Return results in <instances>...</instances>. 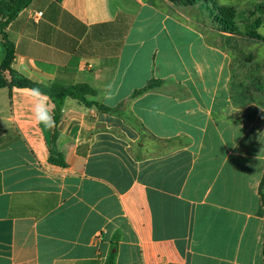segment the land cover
Segmentation results:
<instances>
[{
    "label": "crops",
    "instance_id": "0c3cea01",
    "mask_svg": "<svg viewBox=\"0 0 264 264\" xmlns=\"http://www.w3.org/2000/svg\"><path fill=\"white\" fill-rule=\"evenodd\" d=\"M218 2L238 34L169 0H34L9 25L19 73L89 85L106 110L46 94L62 167L29 88L0 89V264H264V68L246 48L264 0Z\"/></svg>",
    "mask_w": 264,
    "mask_h": 264
},
{
    "label": "trees",
    "instance_id": "16d2710c",
    "mask_svg": "<svg viewBox=\"0 0 264 264\" xmlns=\"http://www.w3.org/2000/svg\"><path fill=\"white\" fill-rule=\"evenodd\" d=\"M34 0H0V34H1V45L6 50V56L3 63L0 65V89L8 88L10 90V96L15 88H34L39 87L47 94L54 102L64 100L65 98H72L82 102L87 107L98 106L102 110H106V107L100 105L97 102H91L88 100L89 96H97V91L86 84H77L72 86H53L49 89L44 88L37 82L25 77L14 68L15 61V44L12 42L6 32L9 25L18 17V15L25 9H27ZM62 1V0H58ZM171 3L180 7H195L202 6L205 10L207 9L204 4L209 3L214 7V10H206L211 14L213 18L217 20L220 29L224 32L238 34L239 14L236 8L232 6H221L218 0H169ZM218 12L216 16L213 12ZM260 13V15H259ZM251 17H257L254 23L248 22L249 37L259 42L264 43V37L260 36L256 31L264 24V4H260L256 7L254 12L250 13ZM160 83L152 81L144 89L137 91L136 94H142L147 90L154 88ZM54 117L56 125L54 128L53 146L51 148V154L49 162L57 166H66L67 163L63 156L56 150V141L58 139V124L62 118V110L57 105ZM260 193L264 203V178L260 186Z\"/></svg>",
    "mask_w": 264,
    "mask_h": 264
},
{
    "label": "clouds",
    "instance_id": "9594fccd",
    "mask_svg": "<svg viewBox=\"0 0 264 264\" xmlns=\"http://www.w3.org/2000/svg\"><path fill=\"white\" fill-rule=\"evenodd\" d=\"M32 98V116L38 125L45 129L55 128L56 121L53 107L49 104V97L39 87L29 89ZM108 99H112L111 96Z\"/></svg>",
    "mask_w": 264,
    "mask_h": 264
},
{
    "label": "rangeland",
    "instance_id": "374dc122",
    "mask_svg": "<svg viewBox=\"0 0 264 264\" xmlns=\"http://www.w3.org/2000/svg\"><path fill=\"white\" fill-rule=\"evenodd\" d=\"M204 6H206V8L208 10H214V7L209 3L204 4ZM206 10L202 9V11L205 12V13L203 12L205 15L207 14ZM250 10H251L250 13L255 11L254 9H250ZM250 13H249V15H250ZM213 14H215L217 16L218 12L214 11ZM207 15H209L211 17L210 13H208ZM259 15H260V13H259ZM262 32L264 33V30H262ZM248 33H251V32L248 31ZM246 48L248 50V55H249L248 58L252 61L257 60L258 65L261 66L263 69L264 68V66H263L264 65V44L259 43V42L249 43V44H247ZM249 74H250V72H249ZM256 74H259V75L263 74V77L260 78V80H263V81L259 82V85H260L262 82H264V70H263V73L258 72V73H254L253 75H256Z\"/></svg>",
    "mask_w": 264,
    "mask_h": 264
},
{
    "label": "built area",
    "instance_id": "2783aa9c",
    "mask_svg": "<svg viewBox=\"0 0 264 264\" xmlns=\"http://www.w3.org/2000/svg\"><path fill=\"white\" fill-rule=\"evenodd\" d=\"M41 15H42V13L39 14V16H41Z\"/></svg>",
    "mask_w": 264,
    "mask_h": 264
}]
</instances>
